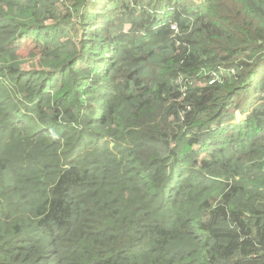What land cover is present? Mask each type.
I'll return each mask as SVG.
<instances>
[{
	"label": "trees",
	"instance_id": "1",
	"mask_svg": "<svg viewBox=\"0 0 264 264\" xmlns=\"http://www.w3.org/2000/svg\"><path fill=\"white\" fill-rule=\"evenodd\" d=\"M0 264H264V0H0Z\"/></svg>",
	"mask_w": 264,
	"mask_h": 264
},
{
	"label": "rangeland",
	"instance_id": "2",
	"mask_svg": "<svg viewBox=\"0 0 264 264\" xmlns=\"http://www.w3.org/2000/svg\"><path fill=\"white\" fill-rule=\"evenodd\" d=\"M19 52H20V54H22L23 57H26V58H28V57L33 58L31 54H36L37 53L34 43L32 42V40L30 41L29 39H24L21 42V46H20V51ZM30 63L31 62L26 63L25 67L28 68Z\"/></svg>",
	"mask_w": 264,
	"mask_h": 264
},
{
	"label": "built area",
	"instance_id": "3",
	"mask_svg": "<svg viewBox=\"0 0 264 264\" xmlns=\"http://www.w3.org/2000/svg\"><path fill=\"white\" fill-rule=\"evenodd\" d=\"M173 28H176V26L174 25ZM216 79H218V76H216L214 79H212V80L210 81V83H214V81H215Z\"/></svg>",
	"mask_w": 264,
	"mask_h": 264
}]
</instances>
